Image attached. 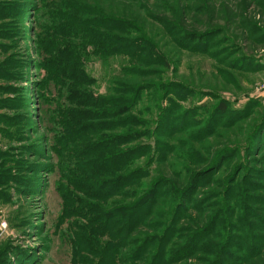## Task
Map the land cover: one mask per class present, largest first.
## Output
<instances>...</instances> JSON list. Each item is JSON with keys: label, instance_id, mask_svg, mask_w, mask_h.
Segmentation results:
<instances>
[{"label": "rangeland", "instance_id": "obj_1", "mask_svg": "<svg viewBox=\"0 0 264 264\" xmlns=\"http://www.w3.org/2000/svg\"><path fill=\"white\" fill-rule=\"evenodd\" d=\"M0 264H264V0H0Z\"/></svg>", "mask_w": 264, "mask_h": 264}, {"label": "trees", "instance_id": "obj_2", "mask_svg": "<svg viewBox=\"0 0 264 264\" xmlns=\"http://www.w3.org/2000/svg\"><path fill=\"white\" fill-rule=\"evenodd\" d=\"M130 51H132V46H130L129 44H128V47H127ZM160 54V56L161 57H163V55H165L164 53H162L161 51L159 52ZM164 58V57H163ZM70 72H72V74L74 75V76H77L78 77V75H76V73H75V71L74 70H72V71H70ZM78 91H75V92H71L72 94L70 95V96H68L67 97V100H75V98L76 97H78V96H82V95H86V98H80L79 99V102H83L85 105H86V103L85 102H87V100L90 98V99H95V96H94V94H92L91 92H89L88 91V93L87 94H83V93H80V92H78V93H80V94H78L77 93ZM82 94V95H81ZM220 108L221 109H224V104H221V106H220ZM58 110H57V112L55 113V114H57L58 115V117L61 119V121H63V123H62V127H64V126H66L67 128H71V126L73 125V124H75V123H77L81 118H83L84 117V115L86 114V110H83V109H79V108H72V107H69V106H67V105H63V107H60V106H58V108H57ZM88 115H86V116H90V118H93V119H95V118H97L98 116L95 114V113H93V112H91V111H88V113H87ZM89 127H92V128H99V125H97V124H94V123H91V125H89ZM89 127H86L85 129H88ZM69 128V130L71 131V129ZM81 130H83L84 128H80ZM57 132V131H56ZM72 135H73V132H70ZM56 138L57 139H59V136H57L56 135ZM123 142H125L124 141V138L122 137V136H119L118 137V140L116 141V144L117 145H119V144H122ZM70 142H68V144H69ZM116 145V146H117ZM105 147V145L103 144V141H102V143H97L96 145H95V148H93V150H95V149H103ZM88 149V150H87ZM79 150H80V152H79V155L81 154V153H84L85 154V152H88L89 150H91V148L89 149V147L87 146V145H84V146H80L79 147ZM87 150V151H86ZM101 152H102V150H101ZM119 154H121V152H119V153H116L115 154V156L117 157V160H116V162H118V155ZM105 158H111V156H107V157H104L103 156V154L100 156V155H98L96 158H94V161L92 162V163H82V162H77L76 163V169H78V171H82V169H83V167H88V165L89 164H94L95 166L96 165H99V171L98 170H96L95 172H91V173H89V176H85L83 173H81V174H79L81 177H84V178H86V179H89V180H91L92 179V177L93 176H95V175H97V173L98 172H101L102 171V173L103 174H106V173H108V172H110V171H106L107 169H106V164H104V163H102V162H104L105 161ZM114 161H115V159H113ZM84 162V161H83ZM87 164V166H85ZM102 164H104L103 166H102ZM110 170V169H109ZM118 178V177H117ZM112 180H114V179H112ZM82 183L81 184H83V181H81ZM132 183V182H131ZM118 185V184H117ZM84 186V185H83ZM78 188V187H77ZM85 192H87V194H88V196H90V197H94V195L91 193V190H89V188H87L86 190H85ZM139 208V207H138ZM136 211L135 212H138V210L139 209H135ZM140 214V213H139ZM139 214H137L136 216L137 217H139ZM152 240H154V239H152ZM87 243V242H86Z\"/></svg>", "mask_w": 264, "mask_h": 264}]
</instances>
